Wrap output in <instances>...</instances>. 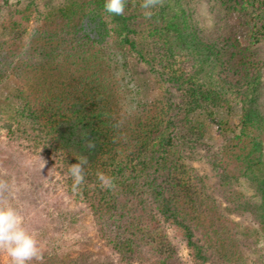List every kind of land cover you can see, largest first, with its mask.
I'll use <instances>...</instances> for the list:
<instances>
[{"label": "trees", "instance_id": "16d2710c", "mask_svg": "<svg viewBox=\"0 0 264 264\" xmlns=\"http://www.w3.org/2000/svg\"><path fill=\"white\" fill-rule=\"evenodd\" d=\"M225 2L239 14L250 41L229 57L227 48L204 38L186 0H161L151 18L143 15L142 0H127L120 16L106 13L104 0H67L56 17L39 10L40 21L49 27L41 54L66 59L69 81L40 84L35 92L0 104V130L53 159L70 193L90 208L99 238L123 264H214L216 258L224 259L206 231L205 185L177 156L186 136L180 135L176 118L188 109L215 115L240 103L235 140L251 142L244 158L256 167V198L234 195L239 177L221 159L211 162L234 211L251 214L264 229V60L254 49L264 44V0ZM37 5L33 0L24 9L27 20ZM12 30L15 44L29 32L18 22ZM110 37L169 85L166 99L135 121L124 118L107 82L104 44ZM231 70L241 79L222 76ZM189 130L196 132L193 126ZM80 155L88 159L85 182L74 189L67 168ZM98 172L113 179L112 189L101 187ZM171 228L191 252L190 262L181 256ZM31 264L62 261L44 254Z\"/></svg>", "mask_w": 264, "mask_h": 264}, {"label": "rangeland", "instance_id": "374dc122", "mask_svg": "<svg viewBox=\"0 0 264 264\" xmlns=\"http://www.w3.org/2000/svg\"><path fill=\"white\" fill-rule=\"evenodd\" d=\"M32 1L0 0L1 105L17 100L21 93L35 92L40 84L45 87L47 82L62 84L69 81L72 73L63 57L41 54L42 40L46 39L45 30L49 31V27L38 17L39 10L51 12L56 17L67 0H35L37 9L30 11V20H27L23 11ZM186 4L204 38L227 48L225 57L250 45L239 14L229 10L225 0H186ZM14 22L29 31L19 44L14 43ZM84 27L89 31L88 22ZM104 47L107 82L118 98L124 118L135 121L149 110L154 111L155 104L166 99L169 85L138 55L118 45L115 38L110 37ZM254 49L257 57L264 60V44ZM235 62L240 64L238 59ZM222 76L234 82L242 77L232 70L223 72ZM174 99L179 100L177 96ZM240 109V103L235 102L232 107L218 109L215 115L201 109H188L176 118L180 123V135L186 136L179 146L181 156L177 154L178 160L205 185L208 201L204 214L206 231H211L212 242L220 246L216 251L224 256V259L216 258L219 263L213 261L214 264H264L263 227L251 214L234 211L211 162L221 159L239 177V183L232 189L234 195L256 198L252 181L256 167L244 158L252 147L251 142L235 140L234 128L239 123ZM184 120H190L191 125L185 124ZM192 126L196 132L189 134ZM42 159L46 161L43 168ZM2 183L8 188L0 190V200L7 199L21 210L25 225L37 234L42 255L55 254L62 264H123L99 238L90 208L70 193L53 159L41 151L29 150L23 142L12 140L5 129L0 130ZM170 234L179 244L185 262H190L191 252L181 243L179 234L172 228ZM0 264H7L3 251H0Z\"/></svg>", "mask_w": 264, "mask_h": 264}, {"label": "clouds", "instance_id": "9594fccd", "mask_svg": "<svg viewBox=\"0 0 264 264\" xmlns=\"http://www.w3.org/2000/svg\"><path fill=\"white\" fill-rule=\"evenodd\" d=\"M161 0H142L141 8L145 18H151L153 9ZM127 0H104V11L112 16L124 14ZM91 143L89 147H93ZM77 162L68 164L67 174L76 189L85 182V169L88 159L84 155L75 156ZM43 160V159H42ZM43 160L41 168L45 166ZM102 188L112 189L113 179L102 172L97 173ZM6 183L0 184V190H7ZM0 251L5 254L7 264H31L42 258L39 241L35 231L30 230L24 222L21 210L7 199L0 200Z\"/></svg>", "mask_w": 264, "mask_h": 264}]
</instances>
